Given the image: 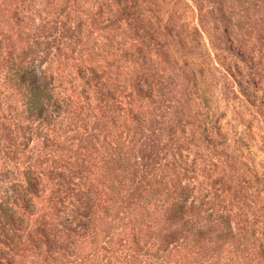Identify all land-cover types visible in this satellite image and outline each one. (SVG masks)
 I'll return each mask as SVG.
<instances>
[{
    "label": "rangeland",
    "instance_id": "obj_1",
    "mask_svg": "<svg viewBox=\"0 0 264 264\" xmlns=\"http://www.w3.org/2000/svg\"><path fill=\"white\" fill-rule=\"evenodd\" d=\"M27 11L24 59L50 82L48 115L64 107L62 151L47 163L73 183L50 180L55 192L29 201L22 162L43 140L15 128L29 119L3 52L0 205L29 208L21 238L0 233V264H264V0H34ZM147 192L163 215L183 195L187 206L134 251L123 230ZM200 218L225 221L227 236L200 233Z\"/></svg>",
    "mask_w": 264,
    "mask_h": 264
},
{
    "label": "trees",
    "instance_id": "obj_2",
    "mask_svg": "<svg viewBox=\"0 0 264 264\" xmlns=\"http://www.w3.org/2000/svg\"><path fill=\"white\" fill-rule=\"evenodd\" d=\"M32 3H34V0H0V57H3V52L7 54L6 63H10L9 69L7 68V83L21 95V101H23L26 108V119H29L28 125H23L25 119L18 120L15 123V128L19 132H23L25 136H30V138L26 139V142L33 141L32 137L40 138V135L43 140L40 154L38 155L35 151H31L32 156H28L22 162L24 164L22 174L26 193L29 196V201L35 206V203H33L35 198L40 199L47 196L50 192L51 194L55 192V187L52 188L49 184L50 180H59L58 178L63 176L66 181H61L58 184L66 186L73 183L71 180L73 175L71 173L66 174L64 171L66 168L63 166H53L47 163V160L53 157L52 152L62 151V126L60 123L57 124V120L64 107L62 102L54 103L56 113L54 116L48 115V107H50L53 100V93L49 87L50 82L47 81V77L32 62H26L24 59L28 45L24 43L21 35L22 28L34 20L32 17L33 13L27 11V8ZM81 72L83 79L87 78V73L85 71ZM90 73L91 81L98 82L102 79L95 68H90ZM141 92L139 90V93ZM52 122H56L58 125L57 129L56 127L52 129ZM37 123L38 125H36ZM47 132L50 134H47ZM50 147L52 149H49ZM15 158V160H19L20 155ZM118 163L120 164L116 159L110 158L107 166L112 170L115 169L114 166ZM122 172L123 174L126 172V166L124 165L121 167ZM125 179L121 180L123 187H126ZM180 199V201L170 204L164 215H170V213L176 211L183 214L187 206V199L184 195ZM163 201L164 199L160 197L154 198V193L151 192H147L140 197L138 203L141 210L140 213L137 216L133 215L130 217L127 229L123 230L124 242H130L136 247H129L130 249L141 251L140 244L144 242L145 236L148 235H145L147 230H154L160 219L164 217L163 213H161ZM7 203L8 201H5V203L0 205V233L6 240L4 244H8L7 242L13 244L14 238H21L25 234V230L21 229V218L18 214L21 212L20 210H27L29 207L25 208L24 205L20 207L16 201ZM200 220L203 223L200 227V233L209 237L221 235V238L227 236L229 225H226L225 221L216 223L212 222L210 218H200ZM149 251L158 256V249ZM182 256L188 257L187 253L182 254Z\"/></svg>",
    "mask_w": 264,
    "mask_h": 264
}]
</instances>
